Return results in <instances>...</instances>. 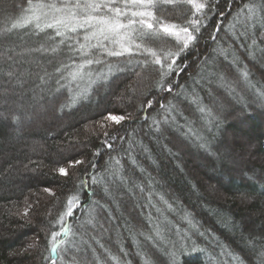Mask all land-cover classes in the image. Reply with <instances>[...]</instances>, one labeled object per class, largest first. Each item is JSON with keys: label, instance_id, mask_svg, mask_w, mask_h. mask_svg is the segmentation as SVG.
Wrapping results in <instances>:
<instances>
[{"label": "trees", "instance_id": "16d2710c", "mask_svg": "<svg viewBox=\"0 0 264 264\" xmlns=\"http://www.w3.org/2000/svg\"><path fill=\"white\" fill-rule=\"evenodd\" d=\"M26 3L27 0H0V27L18 17ZM163 8L157 14L165 21L183 23L180 14L184 6ZM221 10L226 12L224 17L218 15ZM230 18L226 0H220L217 14L210 13L207 26L201 29L196 47L181 58L187 67L178 76L168 78L167 82H173V93L180 91L177 84L191 91L189 85L201 71V61L206 56L211 58L215 47L211 34L219 25V39ZM40 43L48 46L51 42L44 34L20 31L6 37L0 47L19 45V51ZM241 58L253 78L264 81V70L243 53ZM23 59L25 62L16 65L18 72L25 73L21 77L25 81L23 87L12 88L0 78V88H9L7 96L0 94V264H52L53 260L56 264H115L101 244L118 256L122 264H144L145 254L154 264H167V258L139 235L140 231L151 230L149 214L153 221L157 220L155 207L165 209L171 224L182 229L187 227L182 217L190 213L204 232L203 236L189 233L186 243L194 242L202 251L185 254L182 264H238L221 246H227L226 251L239 256L243 264H260L258 250L264 245V106L253 103L252 97L240 92V88L237 91L243 100L231 98L216 86H210L211 95L208 90L197 89L204 104L220 121L219 127L209 133L198 113L157 87L159 76L152 66L140 69L129 63L127 57H107L105 64L93 65L92 70L107 73L110 64L108 79L93 85L87 99L72 103V93L57 84L59 74L55 72L60 61L71 62L67 49L61 46L56 54H33ZM36 60L40 61L39 66ZM219 66L223 68L222 64ZM0 67L7 71L9 65L0 62ZM226 75L236 78L232 72ZM41 76L45 82L40 80ZM85 86L80 83L81 89ZM170 100L178 104L183 116L193 122L194 130L209 142L208 151L175 128L165 129L160 143L156 142L150 131L151 121L153 117L161 118L160 103L167 105ZM109 113L130 114V119L116 125L105 120ZM17 116L18 123L13 119ZM177 119L180 124L185 123ZM113 136L116 139H110ZM106 139L112 144L111 149L105 146ZM129 139L140 140L149 149L146 155H136L137 163L145 169L143 174L125 156ZM97 151L99 155H95ZM112 158L121 160L126 183L113 179L108 184V197L104 186L92 185L90 177L96 175L99 179L103 175L107 180L106 169ZM76 160L83 163H69ZM59 167H66L69 176H61ZM81 181H87L88 187L81 185ZM136 184H143L145 191L141 193ZM150 190L155 207L148 203ZM74 193H78L80 205L73 216L65 218L71 232L58 238L65 243L59 246L57 257L50 251L51 232L62 230L57 220ZM157 193L173 205L174 211L166 210ZM93 200L112 209L116 220L108 222V212L95 208ZM93 208L95 227L88 223ZM249 237L255 239L256 251L246 243Z\"/></svg>", "mask_w": 264, "mask_h": 264}, {"label": "snow or ice", "instance_id": "6c2138e0", "mask_svg": "<svg viewBox=\"0 0 264 264\" xmlns=\"http://www.w3.org/2000/svg\"><path fill=\"white\" fill-rule=\"evenodd\" d=\"M220 0H27L26 6L20 11L15 19L8 20L0 27V44L6 37L15 32L23 31L25 34L41 35L47 37L51 42L48 46L40 43L36 47L19 48V45H10L0 47V62L7 63L9 68L4 71L0 67V78H3L6 85L12 88L23 87L24 80L21 79L25 73L18 72L16 65L23 63L25 56L33 54H56L61 50V46L67 49L70 63L60 61V66L55 69L59 74L57 84L61 88H66L71 94L70 102L76 103L82 99H87L91 94L92 86L97 83H103L108 79L112 71V66L108 65V72H93V65L106 63L107 57H127L129 63H134L137 68L143 69L148 66L156 68L159 80L157 87L174 95L178 103H184L186 106L199 114V119L203 122L205 130L209 133L213 128L219 127V119L213 113L212 109L204 104L200 96V90H208L211 95L210 86H216L224 91L231 98L243 100L240 92H247L252 97V102L264 106V81L253 78V73L248 65L241 58L243 53L248 60L264 70V0H226L227 12L230 13V20L223 30V34L217 39V34L221 33V27L216 26L210 38L215 44L212 49L211 58L204 57L201 61V71L197 77L192 78L189 85L191 91L183 85H178L180 91L173 93V82H167L168 78L175 74L178 76L184 71L187 64L183 63L182 57L186 58L190 49H194L199 41L201 29L207 26L209 14H217V5ZM182 5L184 11L180 14L184 17L183 23H170L165 21L163 16L158 15V11H163L166 5ZM218 15L224 17L225 10L219 11ZM49 30H51L49 32ZM57 38H59L57 40ZM78 57V60H77ZM139 57V59H133ZM19 58V59H17ZM181 61V63H178ZM35 64L39 66L40 61ZM223 65V68L219 66ZM232 72L235 79L226 75ZM30 74V73H29ZM45 75H49L45 72ZM40 80L44 81L41 76ZM61 81L65 83L61 84ZM84 82L85 87L80 88V83ZM75 85V89L73 88ZM240 88V92L237 91ZM76 89H79L77 91ZM60 91V88L57 89ZM9 88L4 86L0 88V94L7 96ZM151 107V101L148 102ZM161 112L158 113L161 118H152L150 131L156 137V142L160 143V137H163L165 129L175 128L182 132L186 138L196 144L197 147L209 150V142L199 131L194 130L192 121L183 116L178 104L171 100L167 105L160 103ZM177 117L184 120L180 124ZM17 123L19 117L13 118ZM130 119L125 115H114L109 113L105 120L113 121L120 125L122 121ZM148 119L147 116L144 117ZM105 137L108 132H104ZM110 139H116L115 136ZM121 140L124 137H120ZM104 144L111 149L112 144L106 139ZM166 148V145H162ZM149 149L142 141L129 139L128 147L125 150V156L130 163L139 169L143 174L145 169L139 166L136 160L138 153L147 154ZM171 154V151L168 150ZM95 155H99V151ZM150 158V157H149ZM70 164H82L83 161H70ZM95 167V165H93ZM57 171L61 176H69L66 167H59ZM108 179L101 175L99 179L96 175L90 177L92 185H103V192L110 197L108 184L113 179L126 183L123 176V166L121 160L112 158L106 169ZM81 185L88 187L87 181H81ZM149 188L152 180L149 174ZM135 187L143 193L145 187L143 184H136ZM45 191H50L45 189ZM131 192V189H129ZM95 193H93V196ZM158 199L165 205L168 212L174 211L173 205L157 193ZM147 199L149 206L153 204V191H148ZM113 203L115 201L113 200ZM95 208H100L108 212V222H113L116 217L112 215V209L106 204L92 201ZM80 205L78 193L70 195L66 203V211L61 214L57 223L61 226V231L51 232V253L59 257V246L65 241L58 239L61 236H67L71 228L67 226L66 217L73 216L74 209ZM117 209L119 205H116ZM95 208L89 213L88 223L96 226ZM158 214L156 221H153L149 214L148 222L151 225L150 232L140 231L139 235L144 237L145 241L157 248L167 258V264H182V257L185 254L202 251L197 249L194 242L186 243L190 239L189 233L203 236L200 226L194 220L190 213H186L182 219L186 221L187 227L181 228L179 225L171 224V221L165 216V209L155 207ZM26 214V213H25ZM128 222L125 221V224ZM103 228V224L99 225ZM179 237V239H175ZM135 239V236L133 237ZM137 243H139L137 241ZM249 246L256 251L255 239L249 237L246 241ZM31 247V246H30ZM104 253L108 255L115 264H122L118 256L109 252L104 245H100ZM225 254L230 255L238 264H243L239 256L227 252V246H221ZM190 250V251H189ZM123 252V248H121ZM93 256H96L95 249H92ZM260 264H264V245L258 250ZM125 255H127L125 253ZM52 264H56L53 260ZM75 264V262H74ZM126 264V262H123ZM144 264H154L150 257L145 254Z\"/></svg>", "mask_w": 264, "mask_h": 264}]
</instances>
